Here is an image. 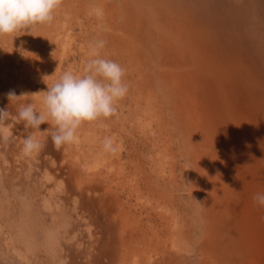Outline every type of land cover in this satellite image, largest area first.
Segmentation results:
<instances>
[{
  "label": "rangeland",
  "instance_id": "374dc122",
  "mask_svg": "<svg viewBox=\"0 0 264 264\" xmlns=\"http://www.w3.org/2000/svg\"><path fill=\"white\" fill-rule=\"evenodd\" d=\"M53 15L0 36V264H264V0H62ZM97 40L128 93L56 150L51 122L25 128L17 109L44 112ZM29 135L42 148L25 156Z\"/></svg>",
  "mask_w": 264,
  "mask_h": 264
},
{
  "label": "clouds",
  "instance_id": "9594fccd",
  "mask_svg": "<svg viewBox=\"0 0 264 264\" xmlns=\"http://www.w3.org/2000/svg\"><path fill=\"white\" fill-rule=\"evenodd\" d=\"M61 3L62 0H0V36L30 30L36 24L51 23L53 13ZM105 43L97 40L90 45L91 58L84 65L83 75L66 71L51 86L47 84L42 98L44 112L31 103L20 106L15 117L17 123L23 121L25 128L40 129L42 124L50 121L54 128L50 133L53 146L60 150L77 141V130L84 122L114 116L118 101L128 93V85L124 82L125 70L121 65L101 56ZM7 97L11 102L17 95L10 90ZM8 117V110L0 109V124ZM0 139L9 140L2 128ZM41 148V142L29 135L23 141L22 152L30 156ZM102 148L108 153L118 150L112 137L103 139ZM253 199L264 206V195L257 194Z\"/></svg>",
  "mask_w": 264,
  "mask_h": 264
}]
</instances>
